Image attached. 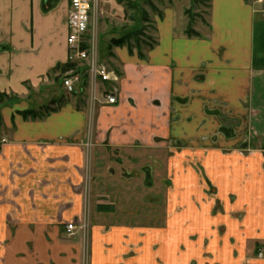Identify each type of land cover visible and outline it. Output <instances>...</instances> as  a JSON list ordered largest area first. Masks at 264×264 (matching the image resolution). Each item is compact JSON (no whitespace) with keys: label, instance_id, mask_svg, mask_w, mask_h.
Segmentation results:
<instances>
[{"label":"crops","instance_id":"0c3cea01","mask_svg":"<svg viewBox=\"0 0 264 264\" xmlns=\"http://www.w3.org/2000/svg\"><path fill=\"white\" fill-rule=\"evenodd\" d=\"M263 5L210 0L208 31L195 36L177 32L169 10L143 56L115 49L118 101L100 95L94 109L90 264H264ZM69 9L0 0V94L18 98L0 107V264L77 263L80 237L65 224L87 209L90 100L70 94L42 119L20 114L54 97L55 67L73 60ZM201 150L220 162L206 172L221 202L198 200L194 172L174 163ZM162 170L172 182L155 190L145 172Z\"/></svg>","mask_w":264,"mask_h":264},{"label":"rangeland","instance_id":"374dc122","mask_svg":"<svg viewBox=\"0 0 264 264\" xmlns=\"http://www.w3.org/2000/svg\"><path fill=\"white\" fill-rule=\"evenodd\" d=\"M133 6V0H108L106 3L103 0L98 1V5L96 10L91 13V27L87 33V39L90 40V37L93 35L95 40V53L96 59L99 63H105L114 69L120 70L119 60L116 56L115 49L120 47H126L128 50L132 51H142L143 54L148 50L149 46L155 44L157 39V31L156 26L159 20H162L163 13L166 12L168 15V11L171 10L175 14V27L176 31L181 33L184 29V34L186 29H196L199 32L205 33L208 31V15H209V8H210V0H146L139 2L136 7ZM128 32L133 33L128 38ZM186 35V34H185ZM127 37L126 41L122 42L120 45H113L111 44L112 39H119L120 37ZM187 36V35H186ZM81 61V60H79ZM82 63L86 64L85 60L81 61ZM98 88V87H97ZM64 86H56L54 87V95L58 93H65L67 96H71L68 92H65ZM82 93L86 94L87 101H89V90L88 88L84 89ZM82 94V95H83ZM77 95H80L77 93ZM100 97V94L97 92V98ZM71 98V97H70ZM18 98H16L17 100ZM15 99L8 103L9 106L13 105V102L16 101ZM37 102H40L38 97L36 98ZM98 101H96L93 105L90 102V109H91V118L89 119L90 130H89V141L87 142V153H88V179H87V187L84 191V201L85 208L84 216L82 219H86L85 229L82 233L76 229L75 235H79V250L76 257V264H90V205L92 202V190H91V183L94 174L93 170V151L95 148L94 140H93V132H94V122H95V114L94 109ZM180 146H170L168 148H163L164 151L169 153V155L177 152ZM219 149L218 147H215ZM223 148V149H222ZM110 156L115 159L116 157H121L119 151H114V148H110ZM211 149H209L210 151ZM228 150L224 147H221V153L225 154ZM240 152V151H239ZM254 151H243L244 154H255ZM159 153V152H158ZM188 153H191L189 151ZM207 151L201 150L199 153H193L187 159L179 160L178 162L174 163H182L184 169L192 170L194 172L193 180L196 184L195 187H198V192L200 191V195L198 200L203 201H214L221 202L222 199L217 194V187H215L211 181L207 178L208 171L210 168H215L217 171L219 170L220 162L213 163V167L209 166L208 158H206ZM242 153V152H241ZM242 153V154H243ZM258 154H264L263 151L257 152ZM205 157V158H204ZM204 159V160H203ZM217 160V159H216ZM125 160H122L119 164L117 162L110 160L108 165H115L114 167H119L120 170L118 174H122L126 168ZM172 163V164H174ZM219 163V164H218ZM212 164V163H211ZM175 165V164H174ZM169 167V166H168ZM165 170V169H164ZM145 171V170H143ZM156 172V171H155ZM163 170L154 174V172L150 175L149 172L147 173L146 183L149 185L152 183L154 186L153 189L158 190V184L160 181H164L167 179V176L164 175L162 177H158L159 174H163ZM157 175V176H156ZM148 180V181H147ZM151 180V181H150ZM162 181V183H163ZM170 181L172 182L171 178L164 181L165 184L170 186ZM152 186V187H153ZM157 187V188H155ZM196 192V191H195ZM194 192V194H195ZM193 192L189 194V200H196L194 197ZM149 196V195H147ZM167 197V194L164 195ZM157 200L156 197H150L149 201L155 203ZM218 210V209H217ZM237 215V216H236ZM236 218H241L238 214H236ZM78 225V224H77Z\"/></svg>","mask_w":264,"mask_h":264},{"label":"built area","instance_id":"2783aa9c","mask_svg":"<svg viewBox=\"0 0 264 264\" xmlns=\"http://www.w3.org/2000/svg\"><path fill=\"white\" fill-rule=\"evenodd\" d=\"M99 0H69L70 9L67 16V26L69 34L67 37V44L73 52V60H85L88 67L87 74V86L82 87L80 85L79 74L73 72H67L63 79V86L68 93L83 91L88 88L89 99L93 105L97 98V92L104 98V101L108 105H114L117 103L118 99L116 96L117 85L120 82L119 73L111 66L105 63H99L96 59L95 53V40L92 35L89 39H85L90 27H91V13L97 8ZM257 2H263V0H255ZM264 14V5L261 8ZM86 41L88 47L82 49L81 42ZM109 84L111 87L99 89V85ZM98 87V88H97ZM80 227L83 229L84 224ZM76 229L75 223L66 224V231L68 234H74Z\"/></svg>","mask_w":264,"mask_h":264},{"label":"trees","instance_id":"16d2710c","mask_svg":"<svg viewBox=\"0 0 264 264\" xmlns=\"http://www.w3.org/2000/svg\"><path fill=\"white\" fill-rule=\"evenodd\" d=\"M144 2L146 0H133V6L132 7H136L139 2ZM133 33L128 32V38L130 35H132ZM185 34L187 36H195V35H199L198 32H196L195 30L191 29L188 30L186 29ZM85 39H87V35H85L84 37ZM127 37H120L119 39H112L111 44L113 45H120L122 42L126 41ZM88 45L86 43V41H82L81 42V48H87ZM152 46H149L148 49H150ZM130 51V50H129ZM131 52V51H130ZM138 54L140 56H143V52L142 51H138ZM87 65L85 63H82L81 61H77V60H69L64 64H60L57 65L55 67V71L58 72V75L55 77L54 79V83L56 86L60 87L63 85L62 83V79L64 77V75L67 72H73V73H77L79 74L80 77V85L84 88L87 86V80H88V74H87ZM77 93L82 94V91L79 92H72L69 93L73 96H78ZM12 100H14V97L12 96H8L5 93H1L0 94V107L2 105H6L9 102H11ZM68 100V97H66V94L64 93H58L57 95H54V97H52L49 101L41 104L38 108H31L25 111H22L20 114L22 115V117L24 119H42L43 117L49 115L52 112H55L56 110H58L64 103H66ZM78 100H81L80 98Z\"/></svg>","mask_w":264,"mask_h":264},{"label":"flooded vegetation","instance_id":"af4514ba","mask_svg":"<svg viewBox=\"0 0 264 264\" xmlns=\"http://www.w3.org/2000/svg\"><path fill=\"white\" fill-rule=\"evenodd\" d=\"M247 151H249V150H247ZM258 151H260V152L263 151V153H264V150L259 149ZM71 222L76 224V229H78L81 233L85 229V227H87V225H86L87 220L85 218L80 220L79 222H77V220L76 221H71ZM68 223H70V222H68ZM68 223H66V224H68ZM66 224H65V229H66ZM81 224L85 225V227L83 229L80 227ZM66 234H67L68 237H71V236H74V234H76V233L74 231V234L70 235L66 231ZM256 256L259 257V258H264V251H262L261 249H258V252L256 253Z\"/></svg>","mask_w":264,"mask_h":264}]
</instances>
